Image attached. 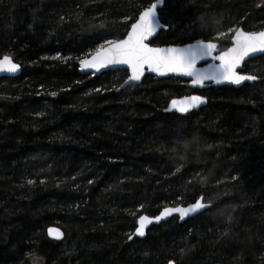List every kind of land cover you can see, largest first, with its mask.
Listing matches in <instances>:
<instances>
[{
	"label": "trees",
	"instance_id": "obj_1",
	"mask_svg": "<svg viewBox=\"0 0 264 264\" xmlns=\"http://www.w3.org/2000/svg\"><path fill=\"white\" fill-rule=\"evenodd\" d=\"M152 3L0 0V58L22 66L0 79V264H264V55L245 66L259 82L210 88L186 116L164 111L194 93L184 81L118 91L127 71L79 73ZM159 15L157 46L264 30V0H164ZM199 198L211 208L128 239L140 215Z\"/></svg>",
	"mask_w": 264,
	"mask_h": 264
},
{
	"label": "snow or ice",
	"instance_id": "obj_2",
	"mask_svg": "<svg viewBox=\"0 0 264 264\" xmlns=\"http://www.w3.org/2000/svg\"><path fill=\"white\" fill-rule=\"evenodd\" d=\"M163 3L164 0H155V3L150 4L139 15L137 22L133 23L131 33L126 39L115 43L111 39L107 40V43L111 44L112 47L97 52L91 59L82 60L81 63L87 68H95L97 70L110 64L127 65L131 70L132 75L130 78L132 80L140 79L145 66L151 71L160 72L161 74L166 71L183 72L187 76L194 77L197 84H203L205 81L211 80L217 83L227 81L239 85L243 81L257 79L254 75H241L236 69L249 53H264V31L245 32L239 29L236 30L235 46L218 56H213L217 45L205 40H199L195 46L190 47L185 52H177L174 49L162 51L149 47L145 43V40L158 29L166 27V25L159 22L157 15V9ZM209 56L221 62L216 66L215 70L209 71L195 67L198 59H205ZM5 68L9 72H15L18 70L19 65L12 63L10 57L5 56L3 60H0V71L5 70ZM96 91H100V89H96ZM52 95H55V93H52ZM205 102V99L200 96L185 98L182 102L183 106L179 108V111L186 113L191 108ZM175 103L176 101H173V104ZM176 171L179 172L180 169L177 168ZM33 183L34 181L28 180V184ZM205 207L207 206L198 200L187 210L167 209L166 212L170 214L173 211H178L181 213V217H183L189 211L196 212V210L204 209ZM156 219H160V217ZM150 222L149 217H141L138 221L139 227L136 228L133 235L143 237L145 235L144 229L146 223ZM49 234L54 235L56 239L63 238V233L56 229H49ZM133 235H129L128 239L131 240Z\"/></svg>",
	"mask_w": 264,
	"mask_h": 264
},
{
	"label": "water",
	"instance_id": "obj_3",
	"mask_svg": "<svg viewBox=\"0 0 264 264\" xmlns=\"http://www.w3.org/2000/svg\"><path fill=\"white\" fill-rule=\"evenodd\" d=\"M163 5H164V3L161 6H159L158 9H157V15L159 17V22L161 24H164V23L160 19L159 11L163 8ZM138 18H139V16H138ZM138 18H137V20H138ZM137 20L135 22H137ZM132 25H131V27H132ZM131 27H130L128 33L126 34V36L123 39H121V40L126 39L127 36L131 33ZM167 29H168L167 26L164 27L163 29H158L153 35L149 36L145 40V43L148 44L149 47H152V48H155V49H160L162 51H169V50L174 49L177 52H185L190 47L195 46L197 44V42H198V41H196V42L187 43V44H183V45H167V46H157V45H153V41L160 35L161 32L166 31ZM238 29L239 30H243L242 28H238ZM243 31H245V30H243ZM245 32H247V31H245ZM235 34H236V30L234 31V33L231 36L230 46L227 49H225V50H221L220 49V45H219L218 42H216V41H210V42L215 43L217 45L215 51L213 52V56H218V55L222 54L223 52L228 51L233 46H235ZM121 40H118V41H115V42H119ZM206 42H208V41H206ZM110 47H112V45L111 44H107L104 47H102L101 49H99L98 51H96L94 54L90 55L86 59H91L93 56H95L97 54V52H100L102 50H107ZM263 55H264V53H260V52H257V53H249V55L246 56L243 59V61L241 62V64L237 67L236 71L239 74H241V75H252L250 73L245 72V66H246V64L249 63L251 60L256 59L258 57H261ZM5 56L10 57L8 55H5ZM5 56H3L2 58H0V60H3V58ZM10 59H11L12 63L19 65L18 70H16L15 72H9L5 68V70L0 71V79H2V78H15V77H18V76L21 75V73H22V66L19 63L15 62L12 59V57H10ZM86 59H84V60H86ZM220 63L221 62L219 60H215V59L212 58V56H209V57H207L205 59H198L196 61L195 67L197 69H204V70L212 71V70H215L216 69V66L219 65ZM119 70L127 71L128 77L125 80V82L123 83V85H121V87L118 89V91H120L121 89H126L128 87H132V86H140V85H142V83H143V81L145 80L146 77H153V78L158 79V80L175 78V79H178L180 81L186 82L187 88L190 89L191 91H193L194 93L191 94V95H187V96H182V97H178V98H172L171 100L168 101V103H167V105H166V107L164 109V111L166 113H168V114H177L179 116H186V115H188V114H190L192 112H199L201 109H205L207 107V105H208V98L205 95H203L202 93L204 91L210 89V88L229 87V88H234V89H240V88H242L244 86L253 85L254 83L260 81V78H258L256 76L257 77L256 80H253V81H247L246 80V81H243L239 85H235V84L229 83L227 81H222L220 83H217L216 81H211V80L205 81L203 84H197L195 82L194 77L187 76L183 72H179V71L178 72L166 71V72H163V74H161L160 72L151 71L147 66L144 67V69L142 71V75H141V77H140L139 80H132L130 78L131 75H132V73H131V70L128 68L127 65H120V64L111 65L110 64V65H108L106 67H101L99 70H97L95 68H87L81 62L79 63V73L81 75H85V76H92V77L93 76H102V75H104L106 73L114 72V71H119ZM192 96H200V97H203L206 102L205 103H202V104H199L197 107L191 108L186 113H181L179 111V108L183 106L182 102L185 100V98H190ZM173 101H176V103L173 104ZM198 200H199L200 203L205 204L207 207H205L204 209L196 210V212L189 211L188 214L185 215V216H183V217H181V213L178 212V211H173V212H171L169 214V213L166 212V210L167 209H186L187 210L195 202L194 203H191V204H189L187 206H169V207H165V208H163L155 216H149V215H145V214L140 215L138 217L137 221H136V228L139 227L138 221L143 216L149 217V219H150L151 222L150 223H146V226H145V229H144L145 235L143 237L136 236V235H133L132 234L133 235V238L131 240H133L134 238H137V239H140V240L146 238L147 233L150 231V229L153 226H158V225H161L163 223H166V222H168L172 218H177L178 221H179V223H184V222H186V221H188L190 219H193V218L197 217L198 215L204 213L206 210H208L209 208H211L212 205L204 202L203 198H199ZM157 217H160V219H156ZM136 228H135V230H134L133 233H135ZM49 229L59 230L61 233H63V238L62 239H56L54 237V235H50L49 234ZM46 235H47L48 239L53 240V241H57V242L62 241L64 239V232L62 231V229H60L57 226H49L47 228V230H46ZM167 264H176V263L174 261H169Z\"/></svg>",
	"mask_w": 264,
	"mask_h": 264
},
{
	"label": "rangeland",
	"instance_id": "obj_4",
	"mask_svg": "<svg viewBox=\"0 0 264 264\" xmlns=\"http://www.w3.org/2000/svg\"><path fill=\"white\" fill-rule=\"evenodd\" d=\"M226 35V34H225ZM221 38L223 39V35H221ZM104 47V46H103ZM173 79H175V78H173ZM178 80V79H177ZM130 88H132V87H130Z\"/></svg>",
	"mask_w": 264,
	"mask_h": 264
}]
</instances>
